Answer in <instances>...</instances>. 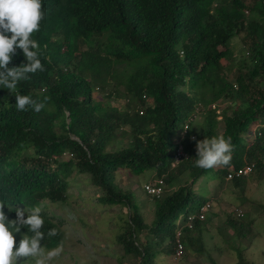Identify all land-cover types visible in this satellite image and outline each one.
Returning <instances> with one entry per match:
<instances>
[{
  "label": "trees",
  "instance_id": "1",
  "mask_svg": "<svg viewBox=\"0 0 264 264\" xmlns=\"http://www.w3.org/2000/svg\"><path fill=\"white\" fill-rule=\"evenodd\" d=\"M42 4L45 18L32 38L40 44L45 71L21 81L15 90L0 85V200L13 207H42L41 243L51 250L63 246L66 237L60 218L48 207L69 206L68 177L85 176L99 191L100 205L123 209L112 239L123 257L134 264H154L157 257L170 262L178 239L183 261L197 257L217 264L202 240L210 218L196 217L202 205L215 199L197 180L214 178L221 185L230 169L253 165L255 173L227 182L244 194L246 178L264 177V0ZM56 35L61 36L58 43L50 40ZM75 41L86 49L79 50ZM23 63L17 49L9 67ZM93 89L100 91L101 101L122 100L124 111L94 102ZM16 92L45 107L17 111ZM214 103L229 104V112L220 113L219 134L217 114L209 108ZM184 125L186 134L180 137ZM213 136L231 138L230 164L196 167L194 142ZM178 144L185 158L172 168ZM63 153L71 156L60 159ZM121 169L133 176L151 171L169 188L158 198L144 193L152 203L147 223L134 186L120 188L114 182ZM237 200L233 206L240 210L244 199ZM4 211L15 219V212ZM188 216L194 217L190 229L184 225ZM254 222L248 213L236 217L231 210L226 215L221 228L231 230L236 241L235 246L223 241L234 253L232 264H254L244 255L257 235ZM52 228L59 234L48 237ZM16 239L18 243L20 236Z\"/></svg>",
  "mask_w": 264,
  "mask_h": 264
},
{
  "label": "rangeland",
  "instance_id": "2",
  "mask_svg": "<svg viewBox=\"0 0 264 264\" xmlns=\"http://www.w3.org/2000/svg\"><path fill=\"white\" fill-rule=\"evenodd\" d=\"M234 49V48H233ZM236 50L234 49L233 52ZM142 61H137L134 64H140ZM96 100L99 96L93 94ZM103 102V103H102ZM104 107H115L118 112L124 111L123 102L120 100L102 101ZM108 105V106H107ZM216 112L227 110L229 112V104L214 103ZM233 107V106H232ZM228 108V109H227ZM234 109V107L232 108ZM229 114V113H228ZM217 133L221 130V121L216 125ZM252 132V128H250ZM251 134V133H250ZM64 160V159H63ZM214 167L213 169H217ZM255 173L252 169L251 174ZM151 171L144 172L139 176H133L125 169L118 170L114 174V182L123 187L134 186L136 197L140 203V211L147 223L150 220L152 212V203L147 201L145 194L141 189L143 182L154 181L155 175ZM202 180V182H201ZM197 182H201V188L204 193L211 194L212 202H208L211 208V220L208 222L210 238L205 240L206 248L212 253V257L216 259L217 264H232L235 261L234 253L228 248L236 245L231 230L221 228L226 215L230 210L236 209L233 205H238V200L243 198V205L240 206V211L243 214L248 213L251 218L255 219L253 232L257 235L253 239L252 246L244 253L246 259L254 264H264V177L256 179L254 176L244 180V194L238 193L232 186L224 182L221 185L216 184L214 178H200ZM68 188L65 195L68 196L69 206H61L55 208L49 206L48 210L55 213L59 219V227L65 234L66 240L63 245V252L60 257L53 259L50 264H116L114 261L120 260L124 264H134L131 257H123L119 252V248L112 243L113 237L117 233V216L123 214V209L117 206L107 207L100 205L96 199L99 191L94 188L87 177H81L72 174L67 179ZM198 186V185H196ZM227 186V187H226ZM127 189V188H125ZM225 213V214H224ZM224 214V215H223ZM56 222V220H52ZM212 223L214 225H212ZM220 228V229H219ZM221 231L222 235H219ZM214 236V237H212ZM225 243L228 244H224ZM216 248L220 247V252ZM185 258H181L183 261ZM171 261V260H170ZM190 264H206L200 258L192 257L189 259ZM154 264H170L162 257H157Z\"/></svg>",
  "mask_w": 264,
  "mask_h": 264
},
{
  "label": "clouds",
  "instance_id": "3",
  "mask_svg": "<svg viewBox=\"0 0 264 264\" xmlns=\"http://www.w3.org/2000/svg\"><path fill=\"white\" fill-rule=\"evenodd\" d=\"M44 18L45 13L43 11L42 0H0V85L10 91L15 90L21 81L29 80L31 75L45 71L40 59V44L32 38L35 33L40 31V25ZM60 38V35H56L50 37V40L58 43ZM75 44L79 50L83 51L86 49L79 41H75ZM17 49L21 50L25 63L20 66L9 67L14 56L17 55ZM177 54L179 58L183 56L181 51H178ZM93 94L99 96V100H96ZM92 98L94 102L101 101L98 89L92 90ZM15 101V108L20 112L27 111L29 107L35 112H40L45 107L43 102H37L31 96L22 95L19 92L15 94ZM106 101L110 102L114 100L106 99ZM101 102L99 103L101 104ZM209 108L215 109L213 104H210ZM215 113L217 114L216 121H221V112H216L215 109ZM65 116H68L67 111H65ZM186 127L187 125L182 127L183 130L178 134L180 137L185 136ZM189 140L193 142L195 138L190 136ZM194 143L196 144V167L209 170L217 166H227L230 164L233 149L230 137H205L203 140ZM178 148L183 153L181 159L185 158V152L181 144L177 145L175 153ZM70 156L69 153H63L60 159H66ZM176 164H174L173 157L171 167H175ZM155 181L148 183H154ZM143 185L141 187L142 190ZM168 190L169 188L163 183L161 195ZM146 196L148 195L146 194ZM6 207L9 213L15 212V219H9L4 211ZM44 223L42 207H13V205L0 200V264H50L53 259L60 257L63 252L62 245H58L51 250H46L42 246L41 242L45 239V233L42 231ZM22 229H26L27 231L22 232ZM58 234L59 232L56 228L49 229L47 232L48 237H55ZM17 235L20 236L18 243L16 239ZM170 260V264H176L179 261L174 262L172 259Z\"/></svg>",
  "mask_w": 264,
  "mask_h": 264
},
{
  "label": "built area",
  "instance_id": "4",
  "mask_svg": "<svg viewBox=\"0 0 264 264\" xmlns=\"http://www.w3.org/2000/svg\"><path fill=\"white\" fill-rule=\"evenodd\" d=\"M182 157H183V153H182L181 149L178 148V150L176 151L175 156H174V164L179 162ZM252 169H253L252 165H246V166L239 168V169H236V170L230 169L225 176V181H230L233 178H239V177L247 176L251 173ZM143 191L150 197L160 196L162 191H163L162 180L158 179L154 183L144 184L143 185ZM209 208H210L209 203H205L204 205H202L199 208L198 213L196 215L198 221H203L206 218V215H207V212L209 211ZM233 213L236 217L241 216V211L239 209H233ZM193 220H194L193 216H188L186 221L184 222L185 227L190 229L192 226ZM178 236H179V232L177 231L175 234V238H178ZM182 253H183L182 245L179 242V240L176 239L175 240V246H174V252L172 255V260L174 262L179 260L180 257L182 256Z\"/></svg>",
  "mask_w": 264,
  "mask_h": 264
},
{
  "label": "crops",
  "instance_id": "5",
  "mask_svg": "<svg viewBox=\"0 0 264 264\" xmlns=\"http://www.w3.org/2000/svg\"><path fill=\"white\" fill-rule=\"evenodd\" d=\"M151 175H152V173H151ZM147 179H149L148 180V182H150V179H151V177H149V178H147ZM147 181V180H146ZM146 181L145 182H143V184L144 183H146ZM147 182V183H148ZM142 184V185H143ZM168 188V187H167ZM210 210H211V208H210ZM210 210L207 212V219H208V217L210 218L209 220H211V217L212 216H210ZM232 211H233V208L231 209ZM230 210V211H231ZM212 215V214H211ZM212 225H214L213 223H212ZM211 227H209L208 228V225L206 226V228L204 229V231H203V233H202V240H203V243L205 242V240L206 239H209L210 238V235H211V233H209V229H210ZM212 237H214V236H212ZM205 244V243H204ZM214 248H216V244L213 246ZM205 248H206V245H205ZM190 259V258H189ZM189 259H188V261H189ZM167 262H168V260H166ZM187 260H185V261H182L181 259H179V261H177V263L176 264H190V262H188ZM201 264H204V263H201Z\"/></svg>",
  "mask_w": 264,
  "mask_h": 264
}]
</instances>
